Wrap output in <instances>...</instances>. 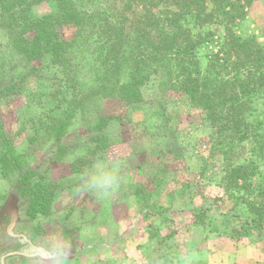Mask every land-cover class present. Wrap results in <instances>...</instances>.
<instances>
[{
  "label": "rangeland",
  "instance_id": "obj_1",
  "mask_svg": "<svg viewBox=\"0 0 264 264\" xmlns=\"http://www.w3.org/2000/svg\"><path fill=\"white\" fill-rule=\"evenodd\" d=\"M74 1L90 6L88 0ZM255 1L235 23L216 13L200 24H183V40L198 43L200 61L214 78L227 79L228 69L219 76V68L241 54L231 35L253 37L264 47V13L252 20L248 14ZM206 4V12H212V3ZM114 5L115 12L124 6L120 0ZM52 7V0H0V166L5 174L16 173L10 148L29 146L30 163L16 173L12 186L20 181L22 195L31 204L42 190L33 183L41 182L52 192L53 208L51 221L33 220L28 229L22 204L16 226L21 232L27 228L40 243L35 246L52 255L29 259L15 255L8 264H264V224L252 230L245 222L250 212L243 203L250 199L264 207V88L247 103L246 138L224 159L235 165L253 164L249 183L241 187L242 182L221 178L226 161L222 147L214 143L216 131L203 110L191 106L162 70L165 62H145L152 56L150 50L133 51L137 50L135 64L142 84L133 99L123 91L111 97L85 95L95 88L96 74L105 69L95 53L99 40L92 28L64 31L72 42L69 79L50 55L40 52L41 58L29 60L15 51L7 27L20 21L9 15L28 14L34 22ZM176 9L175 0L153 8L132 4L124 12L127 30L138 26L156 42L159 30L151 13L163 19L166 10ZM145 13L147 18H142ZM29 33L23 34L24 45L34 50ZM137 37L133 32L129 39L144 46L147 36ZM129 57L119 73L122 83L130 77ZM78 101L71 125L55 140V121ZM3 128L8 129L6 135ZM22 155L27 159L28 151ZM8 210L11 214L13 207ZM235 214L243 219L236 221ZM6 222L0 218V237ZM234 228L241 232L239 239L232 235Z\"/></svg>",
  "mask_w": 264,
  "mask_h": 264
},
{
  "label": "trees",
  "instance_id": "obj_2",
  "mask_svg": "<svg viewBox=\"0 0 264 264\" xmlns=\"http://www.w3.org/2000/svg\"><path fill=\"white\" fill-rule=\"evenodd\" d=\"M120 1L124 6L119 12L114 10L115 0H88L90 6L87 8L79 6L74 0H52V9L41 14L34 22L30 20L28 14L22 18H15L10 14L13 21H20L17 26L7 27L11 33V46L29 60L41 58L40 52L50 55L52 63L56 64L59 71L69 79L72 70L71 56L69 55L72 42L71 39L64 36V31L72 29L74 33L77 30L83 31L92 28L99 40L95 53L100 65H103L105 69L104 74L99 76L96 74L95 88L90 89L89 93L85 95L98 94L111 97L117 91H123L126 97L131 99L136 97L142 85L140 84L141 76L137 74L139 66L135 64L137 57L134 54L139 48L150 50L152 56L145 62L154 63L157 60L165 62L162 70L172 79L171 81L178 90L188 98L191 106L203 110L205 118L209 120L216 131L215 145L222 147L219 151L223 160L228 158L233 146L246 138L247 128L245 127L244 113L247 103L264 88V47L258 45L253 37L240 38L231 35L233 46L238 48L241 54L236 57V60L230 61L226 68H219L217 72L219 76H222L223 70L228 69L226 71L229 75L228 78L216 79L210 67H203L198 52V43L192 40H183L181 35L184 23L197 22L200 24L206 16H215L216 13L227 22L235 23L245 17L247 8L254 0H208L213 5V11L210 13L206 12L207 0H175L177 9L166 10L163 19L155 16L149 10L152 23L155 29L159 30L156 42L151 40L148 32L142 33L138 26L134 27V30H127L128 18L124 12L129 10L132 4H143L145 8H153L166 0ZM147 16L145 13L142 18H147ZM141 20L140 17L136 19V22L140 23ZM130 28L133 26L130 25ZM30 31L29 34L32 35L30 42L35 41L37 45L34 50H29L28 46L24 45L23 34ZM133 32L138 33L137 38L140 40L147 36L143 40L144 46H141L136 38L129 39ZM26 42L28 43V41ZM136 48L137 50L133 54ZM35 49H38L39 54H35ZM129 56L133 58L128 64L130 77L125 83H122L119 73L126 64L125 62L129 61ZM112 79H117L115 84H110ZM223 84H226V87L221 88ZM117 85L120 86L118 90ZM74 91L71 92L72 95ZM79 102L66 108L60 118L55 121L52 132L55 140L60 139L66 133L76 115ZM10 150L15 165H24V156L15 152L14 149L10 148ZM252 166L253 164L235 165L226 161L221 178L228 183L242 182L241 187H244L253 175ZM33 186L35 188L38 186L42 190L32 198L29 207L30 216L46 213L49 210L52 196V192H47L41 182L35 181ZM243 203L245 209L250 212L245 222L251 226V229L263 225V205L250 199H243ZM0 218L7 220L2 228V238L0 237V264H3V257L9 254L41 255L44 258L52 255V253L43 252L24 236L10 232V226L15 219V211H12L11 214L2 213ZM235 218L238 222L243 219L237 214H235ZM234 231L237 232L232 234L233 237L239 239L241 232L237 228H234Z\"/></svg>",
  "mask_w": 264,
  "mask_h": 264
},
{
  "label": "crops",
  "instance_id": "obj_3",
  "mask_svg": "<svg viewBox=\"0 0 264 264\" xmlns=\"http://www.w3.org/2000/svg\"><path fill=\"white\" fill-rule=\"evenodd\" d=\"M260 12L264 13V0H256L254 2L253 6L250 8V10L248 12V14L250 15V19L252 20L253 16L257 17ZM263 21H264V18H263ZM3 130H4L5 135H6L8 133V129L3 128ZM25 137L27 139V142H29L30 137L29 136H25ZM0 141H1V137H0ZM19 147H20L19 149H18V147H16L15 152L22 154L25 151H26V153L28 151V157H27V159H25L24 165H22V166L15 165L14 166V169L15 168L17 169L16 173H18V171H20V168L21 169H23V168L27 169V167L30 163L31 155H32V150L30 151L31 148L29 146L26 145V146L21 147V144H20ZM30 152H31V154H30ZM16 173L10 171L9 173L5 174L3 172L2 166H0V215L2 213H8V211H9L8 209L10 207H13L12 211H15V219L11 225L10 232L12 234L22 235L27 240H29L33 245H35V244L38 245L40 243L37 242L36 236L32 235L31 232L29 230H27V228L29 229V226H31V228L33 227V225L35 224V221H33V220L42 221L43 219H45L46 221L47 220L51 221L48 218L52 217V212H53L52 202L50 204L49 210L46 213H43V214L38 213L35 216H30V214H29L30 200H29L28 196L26 197L25 195H22L24 193L22 191L20 181H19V184L15 183V186H12L14 181L17 180V178H16L17 175H19ZM2 188H4V189H2ZM22 204H24L25 207L21 208V209L23 210L24 215L27 216V219L23 220L25 222V226L27 227L26 230H24V232L18 231L16 229L17 223H19L20 217L22 216L21 214H19V207ZM39 237L42 238L43 236H39ZM15 255H19V256L25 257L27 259L32 257L30 255L26 256V255H22V254H9V255H6L3 257L2 263L4 260L5 263L8 264L10 261L13 260Z\"/></svg>",
  "mask_w": 264,
  "mask_h": 264
}]
</instances>
